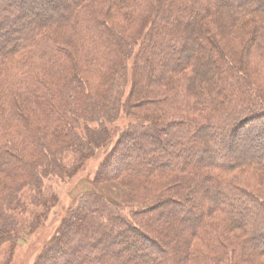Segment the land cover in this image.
<instances>
[{"label":"trees","instance_id":"16d2710c","mask_svg":"<svg viewBox=\"0 0 264 264\" xmlns=\"http://www.w3.org/2000/svg\"><path fill=\"white\" fill-rule=\"evenodd\" d=\"M58 4L56 0H0V129H31L21 102L44 110L49 122L47 135H32L24 142L13 132L7 137L0 132V174L10 180L0 182V216H7L6 204L10 214L23 213L18 199L23 188L41 189V173L30 164L31 158L41 157L45 174L50 169L61 177L69 173L55 150L45 153L48 143L52 148H73L79 154L73 171L81 167L89 144L80 142L77 132L83 118L90 125L88 117L95 105L84 74L111 71V76L125 81V61L133 59L129 99L124 103L119 80L109 79L107 91L98 93L104 102L100 105L107 112L141 109L160 116L152 123H126L116 138L118 150L107 157V174L119 180H150L161 174L170 178L153 196L152 209L132 216L122 214L108 197L87 192L35 264H187L199 252L191 246L195 236H219L221 231L214 233L215 224L209 220L217 213L228 216V230L246 233L239 248L264 256V198L242 187L239 178L247 169L264 172V154H260L264 152V96L248 70L243 72L226 56L227 41L220 42L218 30L220 23L249 28L250 49L246 46L244 52H263L264 0H66ZM104 6L110 15L150 7L158 19L139 46L125 44L104 20L109 19L100 12ZM217 14L219 22L211 18ZM78 57L85 67L78 64ZM62 60L70 66H61ZM45 70L62 73L56 78L58 85L40 78L38 71L45 74ZM177 132L186 136L177 140ZM139 133L154 143L140 145ZM164 136L169 142H164ZM43 140L48 141L45 146ZM189 145L195 150L188 154ZM22 146L34 149L29 158L16 153ZM162 206L171 208L168 216ZM186 221L191 226L187 234L179 229ZM5 222L0 238L7 237L3 230L11 226L10 220ZM172 223L175 229L168 232Z\"/></svg>","mask_w":264,"mask_h":264},{"label":"rangeland","instance_id":"374dc122","mask_svg":"<svg viewBox=\"0 0 264 264\" xmlns=\"http://www.w3.org/2000/svg\"><path fill=\"white\" fill-rule=\"evenodd\" d=\"M65 1L66 0H56L59 4H62ZM100 12L109 13L105 6L102 7ZM108 15L109 19L104 18V20L106 19L111 30H113L125 44H138V46L140 45V41L145 40L150 25H153V22H156L158 19L155 9L150 10V7L145 10L138 9L137 12L131 14L125 13L122 10H117L113 14ZM211 18L219 22L218 14L213 15ZM259 18H263V16L261 15ZM219 25L225 26L222 30L220 26H218V30L220 29L221 33V36L219 37L220 42L227 41V50L224 51L226 56L237 64L243 72H245L246 69L248 70L250 80L264 96V50L263 52H254L251 50L248 51V53L244 52L246 46L249 47L248 42H250V33L252 31L249 30V28L236 29L233 26H227L224 23H220ZM190 49L191 47H188L189 51ZM71 51L74 54H78L75 49ZM136 51H138L137 48ZM240 52H243V54H239ZM252 54L254 55L253 57ZM121 58L123 62V57ZM76 60L79 65L83 67L86 66L80 57L76 58ZM134 61V59L133 61H125V63H128L127 77L125 81L120 79V76L118 75L115 77L111 76V71L110 74L108 71L105 74L101 73V75L97 76L84 74V80L88 83L87 92L90 91L93 94L92 98H94V101L92 104H95L93 105V117H88V120H92L90 121L91 123H89L90 125L88 126L86 119L81 118L80 125L82 129L79 128L80 131L77 132L80 142L83 144H89L88 148L84 149L86 159L82 161L81 167L77 168L78 170L73 171L76 164L75 160L79 159V154H76L73 148H69V150L66 149L67 147L59 148L58 146L60 145L57 146L58 148L53 147L55 148L53 149L50 147L51 144L48 143V141L46 142V140H43L44 146L47 143L49 145L45 146V153L49 155L50 152H52L50 150H55L57 153V159L63 167H68L69 173L61 177L57 172H54L53 174L50 169L49 174H45L47 168L43 165V162L40 159L41 157L39 156L38 158L30 159L32 161L30 164L36 166L37 171L41 173L42 187L39 192H37L35 186H31V190L27 187L23 188L22 191L18 193V199L20 198L22 200L21 204L24 206L22 208L23 213H16L14 210L13 214H10V212H8L10 206L7 204L5 205L4 211L7 216H0V232L4 228V223H7L5 222L6 219L10 220L11 226L10 228H7V231L3 230L7 233V237L3 238V236L0 238V264H35L39 256L43 255L46 245L50 243L57 231L61 229L62 222L66 216L69 215V212L73 208L78 207L84 194L89 191L108 197L112 203L116 204L117 207L121 209L122 214L125 216H132V214L137 215L140 212L144 213L145 210H150L152 209V206H154L153 196L158 189L161 188L162 181L170 178L168 175L161 174L150 178V180H137L131 178H123L119 180L114 179L113 176L107 174V157L108 155L111 156L114 151L118 150V147L115 145L116 138L118 137L117 135H120L119 132L122 131V128L126 123L128 124L139 121L152 123L158 120L160 116L151 111H144L141 109H136L132 113L127 110H124V112L119 110L117 113L111 110H109L110 112H107L105 111L106 109L103 110L101 107L102 105H100V103L104 104V102L98 98L101 95L98 93L101 91H107L105 89H108L107 87L110 83L109 79L113 82L119 80V86L124 90L123 102L126 103L130 97V91L132 89V66ZM158 63L160 65L159 61ZM60 64H62L61 66H70L68 61L63 63L62 60L60 61ZM44 72L45 74L38 71V75H40L42 80L48 81L53 87L56 84L58 85L56 78H59V75L62 74L61 72V74L53 71L49 72V70H45ZM105 104L110 106L109 103ZM111 105L113 104L111 103ZM21 106H25L24 115L31 121V129L28 127H21L17 131L15 129L13 132L10 129V126H3L0 129V132H2L5 137L11 135L13 132L15 138L20 142H24L27 137L32 135L41 138L43 137L42 134L48 133L46 129L49 122L45 116L46 114L44 113V110L41 111L39 107L35 105H27L23 102H21ZM98 113H100V116ZM163 119L164 117L162 120ZM24 125L26 126V124ZM221 126L225 128L227 124H221ZM85 127H88V129L83 130ZM39 128L40 130H43L41 133H38L37 131ZM223 128H220L219 131H224ZM110 134L112 136H110ZM183 135L186 136V133L177 132V140L183 138ZM136 141L140 145H142L143 141L154 143L152 138L143 133H139L136 136ZM164 142H169L168 136H164ZM239 145L242 146V142H239ZM23 147L24 146L18 147L16 153L20 157L26 156L29 158L34 149L30 148V150H28ZM90 147L92 148L90 149ZM222 149L224 150L226 148L223 147ZM186 150L189 154L192 153V150H195V148L189 145L186 147ZM119 153L120 151L118 152L117 157L119 156ZM260 154L262 155L264 152H260ZM1 159L6 160V158L2 157ZM239 176L242 187L251 191L253 190L264 198V172L262 170L256 168L247 169L244 173H240ZM1 181L4 182L10 180L6 178L5 175L0 174V182ZM199 191L200 194L203 193V189H200ZM1 196H3V194H0V197ZM160 209H166L163 213L164 216H168L171 208L168 209L166 206H162ZM196 213L200 214L199 212ZM182 218L184 217L179 216L177 219ZM228 219V216L220 213L214 214L210 217V224H215L214 233L218 231L221 232H218L219 236L213 235V237L212 233L210 236H205L206 238L201 237L200 235L197 237L195 236L192 239L191 246L195 251L199 252L196 254L194 260L187 264H207L210 260L212 262H217V264H264V256L253 254L254 252L249 249H241L238 247L239 243L243 242L244 238H246V233L237 229L228 230ZM221 225L226 228L221 229ZM174 229L175 224L172 223L167 230L168 232H173ZM179 229L187 234L189 233L191 226L189 225V222L186 221L185 223H180ZM212 239L215 241H212ZM211 261L208 264H211Z\"/></svg>","mask_w":264,"mask_h":264}]
</instances>
